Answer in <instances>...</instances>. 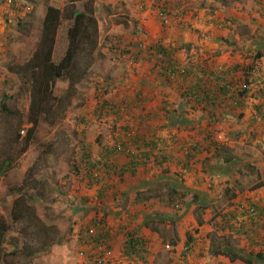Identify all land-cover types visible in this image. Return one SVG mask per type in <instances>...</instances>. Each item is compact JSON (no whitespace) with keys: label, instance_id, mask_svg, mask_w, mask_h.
Returning <instances> with one entry per match:
<instances>
[{"label":"rangeland","instance_id":"rangeland-1","mask_svg":"<svg viewBox=\"0 0 264 264\" xmlns=\"http://www.w3.org/2000/svg\"><path fill=\"white\" fill-rule=\"evenodd\" d=\"M3 1L5 0H0L2 6ZM13 1L23 5L24 11L28 9V7L24 8L28 5L27 3L35 6L34 11L36 12L33 11L35 17H37V12L41 11L42 6L47 8L51 5L61 10V24L53 52L54 60H59L67 46L66 28L71 23L74 10L88 12L93 15L97 23V36L96 45L89 58L87 52L81 53L77 57V64L71 78L54 81L51 98L39 104V107L42 110L44 108V110L39 114L34 112L37 118L35 124L30 120V108L33 101L31 84L26 76L18 72L19 67L25 63L20 54L22 52L20 47L23 46L26 49L32 44L29 43L26 46L17 43L16 28H9L8 31H5V38H0V218L9 225L6 243L4 244V251L6 252L0 254V264H92L87 262L85 257L79 254V251L83 250L86 254H95V252L98 253L97 250L100 251L99 248H94V238L86 235V229L93 225L97 227V234L105 232L108 235L109 238H106V242L107 246H110L114 262L116 264H132L129 263L130 259L121 260L120 254L126 251L125 245L121 243L115 248L116 241H113L110 231L116 233V224H118L120 230H124V234L119 237L118 241L125 239L124 243H126L132 229H125L123 226L126 225L125 221H129L133 217L139 219L136 220L135 225H141L142 221L140 219H143L145 215H148L149 222L156 224L158 227L161 226V223L167 222L168 225V220L171 217L167 218V221L162 219L163 222L158 219H156L157 221L151 220L150 217H153L156 212H170L171 215L183 213L182 219L177 223L179 227L175 228V234H177V230L180 232L181 237L177 236L179 238L178 244L169 245L168 247L164 245L166 242L158 239L155 250L152 247L150 248V245L153 244H150L149 240L146 239L148 240L147 245L149 243V252L145 256L146 263L152 261V264H168V260L175 259L173 263L192 264L189 263L188 256L190 252L193 253L197 249V245L195 243L193 248L185 247V241H183L185 232L197 236L198 233H201L204 236L210 231L209 234L212 235L223 220L220 219V215L223 213L222 210L232 209L235 205L237 206L238 202L247 207L255 205L258 208L264 206V188L262 187L256 188L255 193L256 197L259 196L258 199L244 195L236 199L234 204H226L223 192L225 187L228 186L227 183L225 185L215 184L210 195L213 200L206 197L207 201L201 206L196 202H191L194 193L187 194L183 201L170 202L167 186L165 185L166 187L162 191L160 190L162 193L161 198L163 200L167 199L168 202L160 205L153 199H136L133 190L127 191L130 188L129 185L134 184L131 178H126L113 187L107 188L105 190L107 196L105 195L101 199L95 193V189L101 187L100 184L95 183L89 186L86 179L77 181L74 177L76 156L84 150L87 144L91 145L92 150L96 152L101 143H112L113 138L118 137L122 126H134V123L126 122L136 113L134 105L123 108L128 114L125 112L122 119L117 118L110 108L104 110L106 112L103 111V113L96 112V103L100 98L99 92L107 88L106 98L111 99L114 94H117V100L122 98L128 103L140 86L149 90V87L156 82L154 73L145 75L149 63L146 61L139 63L141 57L145 59V54L137 55L136 46L141 43L143 49H146L157 42L152 40L155 39L156 35L168 33L171 36L174 32L171 33L170 31L178 30L182 32L180 28H185L190 32V38L188 39H190L189 41L194 50L190 52L191 44L188 43V47L179 52L180 57L184 61L190 56H195L194 59L198 58L197 62L199 59L204 60L212 49L211 40L209 39L220 32L215 26L217 21H210L207 27L204 19L217 20L218 14L221 15V13L202 14L201 18H198L195 17V14L194 16L190 15L191 11H195L194 6L189 10V13L185 16L186 18L171 16L169 24L163 25L157 15V4L163 2L168 4L169 0H130L127 3L129 5L127 12L120 10V0L109 7V10L104 9L107 7V4H105L107 0ZM245 2L246 0H241L239 3L245 6ZM141 5H143V8H140ZM207 7L209 8V6ZM213 7L211 6L212 9ZM99 8L103 9L100 10L102 12L98 10ZM215 9L220 11V6L215 7ZM196 10L199 9L196 7ZM1 14L2 9H0V17L5 20ZM222 17L223 20L217 23L219 25L221 23L228 24L229 21L225 20L226 16ZM192 19L200 20L193 23L190 22ZM224 24H222L223 27H225ZM239 26L243 27V24L239 22ZM113 29H118V31H113ZM23 30L21 31L23 32ZM140 30L144 31L141 36L137 35ZM238 31L242 32L243 30L240 28ZM0 32H3V30L1 29ZM247 41L248 38L241 37L234 40L230 48H233L235 44L236 48L243 49ZM85 47H88V45H85ZM199 51L202 52L201 57L198 56ZM246 54L242 53L244 65L249 63ZM131 59H133L132 63H130ZM77 67H79L81 75L77 74ZM164 82L168 83L167 81ZM175 82L177 81L172 82L173 85ZM175 84L174 88L178 85ZM169 93H172V91ZM3 104L8 111L1 108ZM81 121H83V124ZM33 126L35 132L32 138L26 141L28 129ZM176 130L175 127L170 126L164 130V134L159 132L157 136L165 135L168 132L175 133ZM221 131L218 139L222 142H228V149L231 146L237 148L235 150L243 147L247 149L246 147L254 142L251 136L248 135L241 144L240 139L236 136H229ZM16 133L19 134V138L17 142H13L12 139ZM262 150V144L256 142L252 154H264ZM249 151L250 149L244 150L239 156L242 159H249L251 155L248 154ZM212 155L213 151L211 150L206 152V156L200 155V158L204 159L206 157L213 160ZM8 156L13 160L10 166L1 173V168L4 166L3 161H6ZM263 162L264 160L260 161L261 164L258 166L260 170H264ZM200 164L195 165L197 170L203 169ZM156 169L159 168L153 165L150 173L141 176H145L147 179L155 178ZM178 170L177 168L175 171ZM233 174L235 175L228 184L234 186V181H236L238 191L241 190V192L264 180V171H258L250 165H245L239 172L234 173L233 171ZM209 177L210 175L206 178L209 179ZM99 178L102 179L101 176ZM158 180L161 183L166 182L165 179ZM213 181L218 182L215 175L210 178V182ZM185 182L186 185L191 183L188 178ZM192 188H194L193 191L200 190L197 187ZM119 189L126 190L130 196H118V193L117 196L113 195ZM144 189L145 186L142 185L135 188L138 191ZM213 193H217L218 200L215 199ZM16 200L20 202L19 207L16 209V217L13 218L12 208ZM185 202L191 203L185 205ZM174 203H178L180 208H175ZM256 207L255 210H257ZM256 213H259V211L257 210ZM108 217L112 219L113 226L108 223ZM249 217L248 222L256 221L255 224L249 226L254 230L256 229L259 235L256 240L257 244L250 245L249 241L242 237L238 241V245L239 247H245L246 250L248 248L247 251L253 253L255 251L262 252L264 250V214L257 216L255 213L253 215L249 213ZM198 219L206 223L205 227L200 228L196 225L195 220L198 221ZM204 219H207V221ZM121 220L124 223L123 226ZM196 228L200 229L199 232H197L198 229L195 230ZM128 232L129 234H127ZM164 235L168 240L173 239L172 228L165 229ZM114 238H118V234ZM84 239L87 242L82 245L81 240ZM181 240L182 242H180ZM206 240L205 237L200 240L199 245L204 242L205 246L194 252L199 254L201 258L205 255L204 258L209 256L206 252ZM16 246L18 250H15ZM139 260L141 259L139 258ZM131 262H134V260L131 259ZM210 264L228 263L214 260ZM234 264L245 263L235 262ZM254 264L264 263L257 261Z\"/></svg>","mask_w":264,"mask_h":264},{"label":"trees","instance_id":"trees-1","mask_svg":"<svg viewBox=\"0 0 264 264\" xmlns=\"http://www.w3.org/2000/svg\"><path fill=\"white\" fill-rule=\"evenodd\" d=\"M216 1H219L223 5L229 3L228 0ZM170 7L167 3H159L157 4V11L165 12L171 17L173 13L169 10ZM140 8H143V5ZM178 13L187 15L189 11L186 8H177L176 15ZM61 17L62 13L59 8L51 5L47 6L38 44L30 58L19 67L18 72L26 76L31 84L33 101L30 108V120H32L33 124L37 121L34 112L39 114L44 110V108L42 110L39 107V104L47 101L52 96L54 81L68 77L71 78L77 64V57L80 56L79 54L87 52V57L89 58L91 51H93L96 45L97 23L95 18L88 12L74 10L71 23L66 28L67 46L59 60H54V45L61 24ZM224 26L225 28H229L230 21L228 24H224ZM85 45H88V47H85ZM185 46V44L166 45L161 40L146 49H143L141 43L136 46L137 55H140L142 51L143 53L145 52L147 58H153V68L158 70V74L164 81L170 84L176 80L178 85H181L180 95L178 97L179 103L172 104V107L166 108L168 102L164 100L163 105L156 110L147 108L145 104L150 101V98L148 96L144 97V91L147 88L143 86H140L136 90V94L128 103L122 98L117 100V94H114L111 99L106 98L107 88L99 92L100 98L96 103V112L103 113L104 110L110 108L116 114L117 118L120 119H122L125 112L127 113L123 109L127 106L131 107V105H134L136 112L129 121H126L132 124L134 123V126H122L118 137L113 138L112 143H101L96 152L92 150L93 147L91 148V145L87 144L84 150L76 156L74 165L75 180L82 181L86 179L87 185L89 186L95 183L100 184L101 187L98 188L99 191L97 193L99 198L102 199L105 195L107 196V193H105L107 188L113 187L116 183L124 181L126 178L133 179L140 175L137 177L136 183L129 185L130 188L127 190H133L136 199H153L158 204L168 202L167 199L163 200L161 198V191L167 186L170 202L183 201L187 194L194 193L191 202H196L201 206L205 204L206 200L203 202L201 198L202 194L200 193L199 197V192L196 194L197 191H193L191 187L185 184L186 176L188 173L192 174L195 171L196 163L202 162L200 158L202 153L212 150L213 155L216 156L219 154V151H228L227 144L218 139L216 133L219 130L214 131L215 129L212 127H209L206 131L202 144L199 143L201 140L197 138L193 139L192 136H189L190 140H188L186 136L181 134L180 128L184 127L185 129L191 130L195 127L194 125H191L189 128L187 127L188 123L186 120L188 118L186 117L185 109L188 107L193 109L195 106L192 105L201 103L204 105L203 112L205 111L204 116L206 118L209 110L206 108L209 106L212 110L221 109L223 113L226 111L225 115L236 114V116L241 117L244 113H236L235 111L240 107L243 108L246 106L247 102L252 104L254 99L257 98L256 94L259 92L264 93V81L257 83L259 78H262L264 75L262 72L259 76L256 75L262 61L260 59L262 52L257 50L253 56V60L247 65H244L242 62L228 65L219 62L215 63L214 61L210 63L209 57L204 60L199 59L197 62L198 58L194 59L195 56H193L194 58L190 56L184 61L179 56V52L184 51ZM137 55L135 56L138 58ZM77 74L81 75L79 67H77ZM256 86L258 89L254 91ZM252 107L253 111H255L252 115V120L254 122L256 120L258 122H264V108L260 107V105H253ZM1 108L8 111L4 104ZM160 115L169 123L165 124L166 126H173L177 129L174 134L157 136L155 131H152L145 125V130L141 131V124L143 122L150 121L153 117ZM210 116L213 119L216 116L215 111L214 113H210ZM81 123L83 124V121ZM165 125L163 124L161 128L165 127ZM34 132V126L28 129L26 141L32 138ZM18 138L19 134L16 133L12 141L17 142ZM206 138L207 140H205ZM234 158L237 159V157ZM176 159L180 166L179 170L167 175L169 173V165L164 166V164L173 163ZM230 159L232 160L233 157L224 158V160H227V163L231 162ZM12 160L13 158L8 156L6 161H3L4 166L1 168V173L10 166ZM153 165L162 169L161 172L163 174L162 176H164L163 179L166 181L164 182L165 184L159 182L157 178L147 179L145 176H141L142 174L147 175L150 173L151 166ZM5 166L6 168H4ZM100 176L102 179L99 178ZM263 184L264 180L259 181L251 186L250 189H256ZM141 185L145 186L143 191L135 190L136 187ZM236 187L237 184L235 186L225 187L224 189L226 193L233 194L232 198H230L233 204L236 202V199L243 197L241 195L238 197L241 190L235 192ZM119 190L115 191L113 195L117 193L118 196L124 195L127 197L129 195L126 190ZM19 202V200H16L13 203V218L16 217V209L19 207ZM191 202H185L184 204L188 205ZM173 205L175 208H180L178 203H174ZM255 207V205L247 207L241 204V202H238L237 206L235 205L232 208L231 215L228 218L225 217L224 221L218 226L224 230V235L218 233L212 235L213 237L211 238L208 249L210 255H222L230 261L240 260L245 264H254L257 261L264 263V254L262 252L253 253L252 251H247L245 247H239L238 245V241L242 237L249 240L254 239V229L249 225L255 224V221L248 222V220L244 219L242 221L228 222L231 219L229 217L232 215L238 217L243 216L244 218H248L249 213H252V215L254 213L255 215H263L261 212H264V206L256 207L259 213H256L257 210H255ZM156 213L153 216L154 218L150 217L151 220L160 218V212ZM163 215L166 216L165 213ZM147 217L148 215L144 216L142 224L154 230L155 233L157 232L159 237L162 238V241L166 242L164 245L174 246L178 244L179 238L175 234L174 225L171 224L173 239L170 238L168 240L164 235L165 229L163 225L165 223H161L159 228L156 224L149 222ZM161 218L165 221V217ZM8 230V223L0 218V254H5L6 252L4 251V244L6 243ZM255 235L257 234L255 233ZM186 237L185 247H193L196 243V237L191 233L186 234ZM127 239L128 246L125 252L131 255L130 262L131 259L134 260V263L139 258L143 260L146 256L145 252L148 251V240L142 237L137 231L130 233ZM15 250H18L17 246Z\"/></svg>","mask_w":264,"mask_h":264},{"label":"crops","instance_id":"crops-1","mask_svg":"<svg viewBox=\"0 0 264 264\" xmlns=\"http://www.w3.org/2000/svg\"><path fill=\"white\" fill-rule=\"evenodd\" d=\"M63 1V0H62ZM61 1V2H62ZM117 0H107L105 1V4H107V7L104 8L105 10H109L108 8L113 6L115 4ZM130 0H120V10H125L126 12L128 11L127 8L129 7V5L127 4ZM170 2L168 3L169 7H170V11H172L173 13V17H179V18H186L184 14L182 13H178V15H176L177 13V8L181 9V8H186L188 11L190 9H192L195 6V11H191L190 15L195 14V17L201 18L202 14L207 15L211 14V13H221V15L218 14V19L216 20H211V22H219L221 20H223L222 16H226L225 20L230 21V26L229 28H225L223 27L221 24L220 25L217 23L215 26L218 29V31H220L218 33V35H215V37L210 38L209 40H211V44H212V49L209 51V53L205 50L206 53H208V57H209V61L210 63H212V61L219 62V63H224V64H228L231 65L233 63L236 62H242L243 60L242 58L244 56H242V53H247L245 56L247 57L248 62H250L251 60H253V56L256 54L257 50L261 51V57L260 59H262L261 64H260V68L258 69V72L256 73L257 76L260 75V73L262 72L264 75V0H246V4L245 6L240 5V1L241 0H228L229 3L226 5L221 4L219 1L216 0H169ZM29 2V1H28ZM122 2V3H121ZM4 3V1H3ZM27 6H24V8L28 7L27 10H23V5L21 4H16L17 7H19L20 9H17L15 12H13L12 14H10L7 18V20H3L0 17V27L3 30V32H0V38H5V31H8V29H12V28H16V34L18 36L17 38V43H22L23 45H29V43H31L32 45L28 46V48H24L23 46L20 47L22 48V52L21 57L22 60H24L25 62L30 58L32 52L34 51L35 47L38 44L40 35H41V30H42V23H43V18L45 16L46 13V6H42L41 11L37 12V17H35L33 15V11L35 10V6H31L29 3H27ZM30 5V7H29ZM231 5V6H230ZM209 6V8L207 7ZM211 6H214L213 9L211 8ZM220 6V11H217L215 9V7ZM230 6V7H229ZM197 9L199 10H196ZM2 8V5H0V9ZM223 8V9H222ZM103 10L101 8L98 9ZM36 12V11H34ZM102 12V11H100ZM2 16V15H1ZM221 16V17H220ZM3 17V16H2ZM193 18V17H192ZM228 18V19H227ZM190 19V18H189ZM196 20H200V19H192L190 20V22L195 23ZM205 21V25H207L208 27V23H210L209 20L204 19ZM239 22H241L243 24V27L239 26ZM207 23V24H206ZM139 24V23H138ZM218 26V27H217ZM172 29L174 27H171ZM242 29V32H239L238 29ZM24 29V30H23ZM182 32H179L178 30L175 31H170L171 33H173V35H169L168 33H164L163 35H159V36H155L154 42L156 41H162L163 43H165L166 45L168 44H185V48L188 47V43H190V32L187 29H182ZM23 30V32L21 31ZM28 30V32H27ZM121 30V29H120ZM168 30V29H165ZM113 31H118V29H113ZM122 31V30H121ZM30 32V33H29ZM142 32H144L143 30H140L139 34L137 35H143ZM138 33V32H137ZM222 36V37H217V36ZM230 37V38H229ZM241 37H246L248 38V41L246 43V45L243 47V49L241 48H236L235 44L233 45V48H230L231 45L233 44L232 42L234 40L240 39ZM149 39H151V37H149ZM225 39V40H224ZM1 40V39H0ZM191 44V43H190ZM127 46V45H126ZM125 46V47H126ZM190 52H193L194 48L192 46V44L190 45ZM19 50V49H18ZM197 50V49H196ZM198 50H200L198 48ZM245 50V51H244ZM20 52V51H19ZM143 54V52H140L141 56ZM145 54V52H144ZM197 55V54H196ZM202 52L199 51L198 56L201 57ZM180 56V55H179ZM20 57V58H21ZM207 57V58H208ZM204 58V59H207ZM139 59V58H138ZM153 58H147V55L145 54V59H143L142 57L140 58V62L141 61H146L149 63V67L147 66V72L145 75H147V73H154L153 75H155V81L153 84L149 87V90L146 89L144 91V97L148 96L150 98V101L147 102L145 105L147 108H150L151 110H156L159 107H161L163 105V101L166 100L167 106L166 108H170L172 107V104H176L179 103V95H180V87L181 85H177V87L174 88V85H176L175 83L178 84V82H175L174 85L173 83H166L164 82V79L158 74V70H156L155 68H153ZM144 67V64L142 65ZM140 77H142V75H140ZM152 78V76H151ZM153 81V80H152ZM263 82L264 81V76L262 78H259L258 82ZM260 82V83H261ZM258 89L254 88V91H256ZM170 91H172V93H169ZM149 92V93H148ZM168 95H169V99H168ZM256 99H254V101L252 102V104L250 102L246 103V106H244L243 108H239L237 109L235 112L236 113H241L243 112L244 114L241 117H238L235 115H225L226 111H223L221 109H214L212 110L211 107H207L206 109L208 110V114H207V118L204 116V112H203V108L204 105H202L201 103H197L196 105H192L195 106L193 109H190L189 107L185 109V113H186V117L188 118L186 121L188 123L187 127L189 128L191 125H194V129L188 130L187 128L185 129L180 128L181 130V134H183L184 136L187 137L188 140H190L189 136H192V138H197L200 144H202V140L203 138H205L206 135V131L209 129V127H212L214 129H218L219 131L216 133L217 137L221 134L220 130H222L221 132H225L226 134H228L229 136H236V138H239L241 141V144L246 140V136L250 135L252 138V141L254 140V142H252V145H249L248 147H246L247 149H250V151L248 152V154H251L249 156V159L247 158H241L239 156V154L243 153L245 149V147H243L242 149H238L235 150L237 148L231 146L230 149H228L227 147V152L224 151H219V154L214 156L212 155L213 160L207 159L206 157L204 159H202L201 164L198 162L196 164H200L202 165L203 169H196L195 171L191 174L188 173L186 178H188L190 185H187L189 187H197L200 190L196 192V194L199 192V197H200V193L201 198L204 202V200L207 201L208 197L210 200H213L212 197H210L211 195V190L215 187V184H223L228 185L231 187V185H229L228 183L231 182L233 176L235 174H233L236 172H239V170L243 169V167L246 166H251L253 168L258 170V171H264V170H260L259 169V165L261 164L260 161L264 160V154L263 153H256L255 155H253V151H254V147H255V143L259 142L262 144V151L264 152V122H258L257 120L254 122L252 120V115L255 111H253V105H260V107L264 108V93L259 92L258 94H256ZM149 100V99H148ZM141 102V101H140ZM139 102V103H140ZM138 103V104H139ZM181 106V105H179ZM146 108V109H147ZM149 109V110H150ZM216 113V116L211 119L210 113ZM162 114V113H161ZM225 115V116H223ZM223 116V117H222ZM157 119V120H156ZM163 116H156L153 117L152 120L147 122H143V124H141L142 126V130H145V126L149 127V129H151L152 131H155L156 134H158L160 132V134H164V130H166V128H169V125L166 126L165 124H169L166 120H162ZM137 123V121H136ZM165 125V127L161 128L162 125ZM217 131V130H214ZM165 134H174V133H165ZM207 140V138L205 139ZM225 144H227V146L229 145L228 142H224ZM207 152V151H206ZM206 152L202 153L201 156H206ZM225 157H233V159L227 163V160H224ZM234 157H237V159H235ZM177 159L175 160V162L173 163H169V164H164L165 165H169V173H167V175H170L172 173H174V171L178 168H180V166L177 163ZM264 164V162H263ZM172 165V167H171ZM264 169V168H263ZM162 169H156L157 174L155 175V178L158 179H163L164 176H162ZM209 179H207L206 177L209 176ZM215 175L216 178H218V182H210V178ZM139 177V176H137ZM204 178V179H202ZM134 183H136L137 178H133L132 179ZM186 183V182H185ZM142 184V183H141ZM236 185V181H234V186ZM227 186V187H228ZM264 188V184L259 188ZM194 189V188H192ZM204 190V191H201ZM98 189H95V193H98ZM207 191V192H205ZM235 192L238 191V189L236 188L234 190ZM256 189H247L246 191L241 192L238 197L241 196H252L253 198L258 199L259 196L257 195L256 197V193H255ZM207 193V194H206ZM209 193V195H208ZM224 201H226L225 203H232V196L233 194H229L226 193L224 190ZM97 195V194H96ZM215 199H217V193H213ZM98 196V195H97ZM203 197H205V199H203ZM237 198V197H236ZM264 199V197H263ZM218 200V199H217ZM264 202V200H263ZM161 205V204H160ZM163 205V204H162ZM158 207V206H157ZM163 209H165V207L161 206ZM160 208V207H158ZM223 213L222 215H220V219L222 218V222L224 221L225 217L228 218L230 214V212L232 211V209H226L225 211L222 210ZM166 214L163 215V214ZM160 212V218H158L159 220H162L161 217H165L166 221L168 220L167 218H170L168 220V225L165 223L163 225L164 229H168L169 227H171V224L174 225L175 228L179 227L177 225L178 221L182 219L183 213H180L179 215H171L170 212ZM157 214V213H155ZM154 214V216H155ZM264 214V212H263ZM177 216V217H174ZM260 216V215H257ZM178 218V220H177ZM231 218L230 221L228 222H235V221H242L244 219L246 220H250V217L248 216V218H244L243 216H231L229 217ZM112 219H110L109 217L107 218L108 223H110L112 225L111 222ZM136 220H139L138 218H131L129 219V221H125V226H123L122 224H124L121 220V225L125 228V229H132L130 231V233H133L135 231H137L141 236H143L145 239L149 240L150 244V248H154V250L156 249L157 246H155L157 244L158 239H160L162 241V238L159 237L158 233L154 232V230H151L149 227H145L143 224L141 225H135ZM143 219H140V221H143ZM207 221V219H204ZM96 222V221H94ZM196 225L198 227H205L206 223L203 222L201 219H198V221H196ZM221 222V223H222ZM256 222V221H255ZM113 226V225H112ZM118 226V224H116V233L111 232V235L113 237V241L115 242V248H117L121 243L122 245H125V250H127V246H128V239L126 241V243H124V240H120L118 241L119 237L121 235L124 234V230H120V228ZM160 228V227H159ZM198 229V231H197ZM105 230V229H104ZM197 232H199V228L195 229ZM121 231V232H120ZM177 236L181 237V234L179 231H177ZM210 231L202 236L201 233H198L197 235H194L196 237V245H197V249L202 248L203 246H205L203 243L201 245H199V241L203 240L204 237L207 239L206 240V252H208L209 249V245L211 243V238L213 237L212 235L214 234H209ZM215 233L218 234H223L224 235V230L221 228H217ZM255 233L257 235H255ZM105 234V232H104ZM118 234V238H114V236ZM129 234V232L127 233ZM186 232L184 233V239L183 241H186L187 237H186ZM106 238H109L108 235H106ZM237 236V235H235ZM257 236L258 233L256 232V229L254 230V239L249 240V244L250 245H254L257 244L256 240H257ZM210 238V239H209ZM112 240V239H111ZM241 240V239H240ZM182 242V240L180 241ZM148 243V245H149ZM199 245V246H198ZM245 246V245H243ZM248 246L246 245V248ZM193 248V247H192ZM191 248V249H192ZM196 249V250H197ZM147 250L145 253L146 255H148L149 252V246L147 247ZM195 250V251H196ZM248 250V248H247ZM191 251V250H190ZM194 251V252H195ZM125 252V251H124ZM189 253L188 256V260L189 263L192 264H210V262H214V260L220 261V262H225L228 264H234L235 262H242L240 260H234V261H230L227 257L222 256V255H215L212 256L208 253V257L204 258L199 255V254H195V253ZM258 252V251H255ZM254 252V253H255ZM262 253L264 254V250H262ZM151 258H153L152 255H150ZM146 258H144L143 260H138L135 263L134 262H129L132 264H152L153 262L150 261V263H146ZM175 261V259L168 260V264H179L177 263H173Z\"/></svg>","mask_w":264,"mask_h":264},{"label":"built area","instance_id":"built-area-1","mask_svg":"<svg viewBox=\"0 0 264 264\" xmlns=\"http://www.w3.org/2000/svg\"><path fill=\"white\" fill-rule=\"evenodd\" d=\"M13 8H16V4L13 2V0H6L4 7L2 8V13L4 15H8ZM157 14L161 22L163 23V25L169 24L170 17L168 16L167 13L165 12L162 13L158 10ZM0 31H1V28H0ZM132 62H133V59H131L130 63ZM182 69H181V72H182ZM86 235L88 237H93L94 244H95L94 248L100 249V251L97 250L98 253L95 252V254L94 253L86 254L83 250H80L79 254L84 256L87 262H90L92 264H116L112 256V251L110 249V246L109 247L107 246L106 236L104 233H101L100 235L97 234V227L93 225V226L88 227V229H86ZM86 242L87 240L85 239L81 240L82 245ZM168 246L169 245H166V247ZM120 258L121 260H124V259L129 260L131 258V255L126 252H121Z\"/></svg>","mask_w":264,"mask_h":264},{"label":"clouds","instance_id":"clouds-1","mask_svg":"<svg viewBox=\"0 0 264 264\" xmlns=\"http://www.w3.org/2000/svg\"><path fill=\"white\" fill-rule=\"evenodd\" d=\"M5 2H6V0L4 1L2 8L4 7ZM13 2H14V1H13ZM14 3H15V4H18V3H16V2H14ZM2 8H1V9H2ZM17 9H20V8L17 7V5H16V8H13V9L10 11V13H9L8 15H4L3 13H2L1 15L3 16V18H5V19L7 20L8 16H9L10 14H12L13 12H15ZM0 28H1V27H0ZM218 137H219V136H218Z\"/></svg>","mask_w":264,"mask_h":264}]
</instances>
